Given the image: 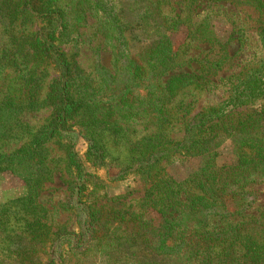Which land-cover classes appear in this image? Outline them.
<instances>
[{
    "label": "rangeland",
    "instance_id": "1",
    "mask_svg": "<svg viewBox=\"0 0 264 264\" xmlns=\"http://www.w3.org/2000/svg\"><path fill=\"white\" fill-rule=\"evenodd\" d=\"M21 2L0 0V57L17 44L27 46L39 28L34 19L21 12ZM168 2L176 12L184 9L183 15L190 10L189 18L171 35V40L181 63L178 70L197 76L196 85L171 93L166 101L173 116L168 137L178 141L188 119L226 100L236 80L261 64L264 49L254 28L255 13L249 7L207 0ZM114 5L124 22L123 35L129 52L139 54L151 46L154 40L135 20L129 0H114ZM206 18L218 41L210 47L189 32ZM94 23L93 18L88 20L87 27L80 32L78 45L70 48L69 53L76 55L77 64L86 73H92L96 64L110 68L113 62ZM15 57L24 73L33 71L40 77L42 89L38 94L39 98H44L53 69L29 62L21 54ZM51 115L52 109L47 105L22 112L17 118L15 134L0 140V153L9 154L21 148ZM249 117L257 119L254 124L264 130V96L236 109L226 126L209 130L210 134L224 137L214 150L216 167L225 171L236 166L232 138L223 132L231 131L230 126ZM155 132L151 125H138L129 128L126 136L104 139L107 155L104 166L94 169L85 165L91 173L86 188L92 193L83 199V207L72 199L75 177L57 143L50 141L43 147L45 159L40 166L41 187L36 198L39 207L33 210L19 203L27 193L24 181L5 165H0V264H50L54 259L53 264H251L249 259L259 264L258 260L264 257V182L248 184L240 194H230V198L215 196V205L224 202L227 215H210L200 231L187 230L190 232L187 235L180 233L184 227L177 226L179 234L169 236L168 245L183 236L190 246L186 248L184 244L180 251L161 248V220L167 216L176 217L178 213L166 210L164 215L154 208H146L142 199L150 185L140 184L130 177L112 180L130 157V142L135 143L142 136ZM74 148L84 159L87 144L81 137L77 138ZM201 165L200 157L176 154L159 166L157 174L183 182ZM232 174L233 169L224 176V181ZM86 206L98 213L99 220L83 226ZM210 209H205V214ZM190 220L195 221L194 218ZM235 227H239L237 232L232 230Z\"/></svg>",
    "mask_w": 264,
    "mask_h": 264
},
{
    "label": "trees",
    "instance_id": "2",
    "mask_svg": "<svg viewBox=\"0 0 264 264\" xmlns=\"http://www.w3.org/2000/svg\"><path fill=\"white\" fill-rule=\"evenodd\" d=\"M168 1L129 0L135 20L154 40L146 50L131 54L123 35L124 22L115 10L114 0H22L21 12L34 19L39 28L27 46L17 44L0 57V140L15 134L17 118L22 112L43 105L52 109L49 121L31 140L14 152L0 153V165H5L25 183L27 193L19 203L28 210L39 207L36 198L41 187L39 172L45 159L43 147L46 143L53 141L62 147L67 166L75 177L72 199L83 207V199L92 193L86 188L91 173L85 165L94 169L104 166L107 156L104 139L126 136L129 128L138 125H151L156 132L142 136L135 143L130 142V157L112 180L130 177L140 184L150 185L142 204L164 212V215L166 210L178 213L176 217L167 216L161 220L160 240L164 250L180 251L184 244H187L186 248L190 246L183 236L168 245L169 236L179 234L177 226L184 227L180 233L187 235L190 234L187 230L200 231L210 215L228 214L224 202L215 205V196H235L248 184L264 182V130L254 124L257 119H243L229 127L232 132H223L232 138L237 158L232 176L225 181L224 176L232 169L224 171L214 164V150L224 137L209 133L219 125L226 126L236 109L264 96V58L261 64L236 80L226 100L188 119L180 140L168 137V126L173 117L166 106L168 97L197 83L196 74L178 70L181 63L171 40V35L189 18L190 10L183 15L184 9L176 12L168 6ZM207 1L249 7L255 13L254 28L264 49L263 0ZM90 18L95 20L113 62L110 68L96 64L92 73H86L77 64L76 55L69 53L70 48L78 45L80 32L87 27ZM189 32L208 46L218 43L207 18ZM17 54L29 62L53 69L44 98H39L38 94L42 89L40 77L33 71L24 73L17 63ZM79 137L87 144L84 159L74 148ZM176 154L202 159V165L183 182L157 174L159 166ZM187 194L189 196L185 197ZM208 207L213 210L205 214ZM216 208L221 211L214 210ZM85 209L83 226L99 220L91 206ZM193 218L195 221L190 220ZM232 230L237 232L239 227ZM249 261L257 264L253 259ZM258 261L264 264V257Z\"/></svg>",
    "mask_w": 264,
    "mask_h": 264
}]
</instances>
